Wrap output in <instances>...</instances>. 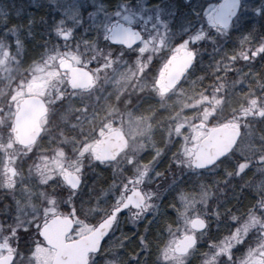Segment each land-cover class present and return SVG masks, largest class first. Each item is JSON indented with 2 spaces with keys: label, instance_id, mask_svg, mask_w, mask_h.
Returning a JSON list of instances; mask_svg holds the SVG:
<instances>
[{
  "label": "snow or ice",
  "instance_id": "snow-or-ice-1",
  "mask_svg": "<svg viewBox=\"0 0 264 264\" xmlns=\"http://www.w3.org/2000/svg\"><path fill=\"white\" fill-rule=\"evenodd\" d=\"M49 2L54 12L58 14L51 33L57 41L63 43V50L60 43H56L51 48L46 47L41 53L39 74L27 82L28 92L36 98L43 96L45 91L46 86L38 84V81L46 80L43 75L46 62L55 63L57 60L59 65L65 68L75 65L73 71L82 69L81 74L86 78L92 76L93 67L100 71L102 68L107 69L109 65L115 73L112 77L114 81L118 78L131 79L138 73L141 91H148L166 100L168 94L177 89L179 94L189 91L180 89L181 76L186 75L195 66L201 46L206 43L217 45L219 38L227 39L229 36L242 43L245 38L256 39V33H259L257 51L253 52V56L264 59V0H183L186 9L183 12L174 0H49ZM21 15V10L13 13L10 9L0 8V18L6 25L5 32L0 35V56L3 57L0 59V65L14 58V45L16 52H20L24 47L23 38L19 34L24 25L11 22L12 18L19 19ZM33 24L34 20L30 18L28 27L31 28ZM9 36L12 37L11 40L8 39ZM28 37L32 38L31 32ZM81 47L92 52L86 60L79 52ZM214 50L219 52V46L217 45ZM236 52L237 49L231 52L225 50L223 56L234 61ZM112 53L116 55L113 56ZM216 67L219 68L218 63ZM52 75L53 73L49 71L48 76ZM219 78L223 80V77ZM198 79L202 80L203 76ZM191 83L192 90H195L196 81L192 80ZM71 86L73 89L78 87L90 89L94 82L89 79L87 84L81 85L74 80ZM17 87L23 89L24 84H18ZM224 87V84L218 86ZM202 99L210 107L203 108L198 117L199 122L177 121L173 129L176 135L182 138L177 141V154L184 162L200 171L227 159L236 144L240 143L241 134L235 114L231 118L217 115L218 112H222L224 100L217 95L212 97L203 95ZM257 104L258 101L252 99L250 107L241 106L240 112L244 118L256 109ZM39 107L42 111L45 109L43 103H40ZM20 115V112L11 113L12 120L6 129L9 132V140L0 144V151L10 159L15 156L13 150L16 148L14 143L16 137L11 130ZM259 116L264 120V110L259 111ZM106 127L105 141L120 134V130L113 128L110 123L106 124ZM185 128L190 129V135H184ZM232 135L235 136V140H232ZM168 136L171 139V130ZM219 136H225L231 147L223 155L205 160L203 154ZM105 141H98V144ZM180 148H183V153H180ZM35 151L33 146L27 155L30 157ZM159 154H162V150L158 149L157 155ZM58 155L62 157L64 153L60 152ZM38 159L41 163L35 165L38 175L37 188L40 190L37 198L42 200L43 204L32 212L34 220L28 221V224L36 229V238H32L30 227L21 229L9 226L3 242L0 243V264H19L17 258L24 259V254L19 249L21 230L27 233L23 238L28 244L27 264H37L41 255L49 257L48 264H68L66 257L59 256V249L49 240V234H56L59 218H66L68 222L74 217L77 220L85 219L81 216L83 210H77L75 207L74 196L62 201L66 206L65 212L55 210L61 200L56 194V178L47 174L54 167L59 168L60 163L59 160L50 161L46 155ZM16 160L19 161V157H16ZM98 162L104 161L98 158ZM260 164L264 165V158L260 159ZM177 166H182L181 161H177ZM250 168L251 165L245 158L238 161L233 168L226 169L225 174L245 176ZM78 171L82 172V169ZM258 171L264 175V167H259ZM148 175L149 169L146 167L139 173L140 180H145ZM60 179L64 187L73 192L79 191L81 177L62 173ZM49 188L52 194L46 191ZM260 188L264 190V182ZM192 191L195 192L196 189ZM206 194L205 191L204 195ZM157 198V194L145 192L142 188H134L130 194L125 190V195L114 197L103 212H96L89 207L88 210L97 216L98 223L91 227L88 226V222L74 224L70 230L71 234L65 233L62 241L57 236V241L60 247L80 244L89 239V233H93L98 236L100 243L95 248V255L89 256L88 264H129V261L143 264L139 253L125 252L126 237L111 238L112 228L121 218L135 225L151 209H155L154 218L160 217L162 213L159 205L152 203ZM35 202L32 201L33 204ZM68 204L72 205L70 210L67 209ZM199 204L200 201L195 200L185 190L176 189L168 206L172 215L169 216L168 211H164L161 220L168 235L162 243L157 244L158 264H189L190 259L197 255L200 257V264H264V196L250 204L246 210L237 212H233L231 208L221 210L217 204L213 210L215 219L219 221L222 217H227L222 231L217 224V231L221 233L218 236L208 231L207 214L200 211ZM97 207H100L99 204ZM151 223L152 220H149L148 224ZM13 231L15 248L11 235ZM147 231L145 228V233ZM140 245L141 251H151L147 235L140 236ZM5 251L7 255H3ZM101 256L104 257L103 260L100 259ZM56 257L59 258L53 259Z\"/></svg>",
  "mask_w": 264,
  "mask_h": 264
},
{
  "label": "flooded vegetation",
  "instance_id": "flooded-vegetation-1",
  "mask_svg": "<svg viewBox=\"0 0 264 264\" xmlns=\"http://www.w3.org/2000/svg\"><path fill=\"white\" fill-rule=\"evenodd\" d=\"M174 3L183 12L182 10L185 9L183 0H174ZM259 35V33H256V39H244L242 43L236 42L231 36L227 37V39L231 40L233 48L249 50V53L244 55L243 59L238 63L237 68L239 71H250V74H252L250 76L256 77L262 83L264 82V59H258L253 56V52L257 51L256 44L259 42ZM224 41V38L217 40L219 48H221ZM217 45H213L212 43L202 45L195 66L186 75L181 76L180 89H187L189 90L187 93L190 96L192 95V112L190 115L183 116H177V103L180 96L179 89L175 92H170L168 99H161L148 91H141L138 73L131 79L124 80L118 78L117 81H114L112 77L115 73L111 65L107 69L102 68L100 71H96L95 67L91 69L92 76L90 79L94 82V86L90 89L82 87L73 89L69 84V72L67 70H61L58 61L57 69L64 76L63 84L60 86L57 94V96L60 95L61 97L56 102L54 101L57 96L50 102L43 97H39L45 105V109L44 114L39 118L35 134H28V137L31 136L32 141L24 145L18 141L15 134L16 126L14 122L11 131L16 137L14 140L16 148L13 150L15 156L10 159L4 152L0 151L1 222L4 225L10 223V226L14 228L17 226L14 225L16 221L12 218H16L15 210L19 203H21V198L25 197V195L28 216H32L35 208L42 206L43 201L37 198L40 190L37 188L38 175L35 167L37 163H41L38 159L40 156L46 155L50 161L59 160L60 163L59 168L54 167L47 174L48 176L56 178V194L59 195L61 200V203L57 205V209L55 210L61 213L65 212L66 206L62 201L70 196L75 197V207L77 210L86 207L88 203L102 201V192L105 191L104 188L109 185L108 183L124 182L126 175L129 174L130 167L136 168L138 166H144L146 163L143 140H140L139 137L140 129L137 130L134 138L130 134V123L132 120H145L149 125L153 124L155 129L158 127L160 130L166 129L161 128L162 121H169L172 136H176L171 149V151L175 149L174 152L176 155L174 154V158L181 161L182 169L185 168L183 169L184 171L201 173L199 174L201 175L199 179L201 183H256L257 174L253 175L251 179L243 180L236 179L235 177L237 176L231 178V176L225 174L226 169L233 168L238 161L243 160L241 158L242 155L247 156V153H244L243 150L248 149H237L239 143L236 144L235 149L227 159L218 164H213L203 171L195 169L186 162L183 165L184 161L182 157L177 158V141L181 137H178L173 130L175 124L177 121L185 120L188 123H198V117L201 115L203 108L210 107V105H207L203 101L202 96H208L210 91V66L213 60L218 57L214 53ZM112 55L115 56L116 53H112ZM72 67H75V65ZM201 76H203V79H198ZM256 78L255 81L257 82ZM192 80L196 81L195 90H192ZM27 97H34V95L26 96L19 102L16 101L12 104L4 102V105L0 106V144L8 142L9 132L6 129L9 121L12 120L11 113L17 112L20 102ZM197 101L201 102L200 106ZM258 113L255 116L249 115L244 118L245 122L242 120V122H238L241 133L240 143L249 140V138L251 139L255 131L264 143L261 132L257 131V129L264 128V120L260 119ZM108 123L113 128L120 130V134L111 137L106 143L98 144V141H104L105 139V135L107 134L106 124ZM252 130L254 131L252 132ZM183 131L185 136L190 135V129ZM252 144L253 142L249 145ZM160 145L159 143L158 147ZM33 146L36 151L29 157L27 153L32 150ZM60 152L64 153L62 157L58 155ZM254 152L255 154H251L250 152V155L254 156V159L258 158L257 147H255ZM16 157H19V161L16 160ZM98 158L103 159L104 162H98ZM164 162H167V160H164ZM162 166V161L161 163H156L155 171H162ZM173 166L175 168L178 167L176 162H173ZM78 169H82V172L78 171ZM2 172L9 173L7 176L2 177ZM86 172H89V176L85 174ZM118 172H122V176L126 173L122 180L120 179L122 176L120 178L118 177ZM249 172H255L252 166ZM62 173L74 174L81 177L78 192H73L63 186L60 179ZM34 189L36 190L35 192L33 191ZM46 191L52 194L50 188ZM128 193L130 194L131 190ZM33 200L36 201L34 204L32 203ZM216 200L219 203L222 201L224 204L223 207H225V197H218ZM228 200L226 201V207L231 208L233 212L246 210L253 203V199L244 197H239L235 200L228 198ZM71 208L72 205L68 204L67 209L70 210ZM59 219L65 220L66 218ZM207 220L209 221L208 217ZM79 223H81V219L77 220L74 217L69 222L70 229L68 234H71L70 230L73 228V225ZM96 223L98 222H91L88 226L91 227ZM30 230L32 238H36V229L30 228ZM150 230L154 231L153 227ZM149 234L151 235L152 233L149 232ZM20 235L24 238L27 236V233L22 231ZM154 235L156 236V232ZM13 236L15 237L14 231ZM15 247L16 245L14 243L13 248ZM7 254L6 251L3 252V255ZM90 255H95V252L87 255L86 264H88Z\"/></svg>",
  "mask_w": 264,
  "mask_h": 264
},
{
  "label": "rangeland",
  "instance_id": "rangeland-1",
  "mask_svg": "<svg viewBox=\"0 0 264 264\" xmlns=\"http://www.w3.org/2000/svg\"><path fill=\"white\" fill-rule=\"evenodd\" d=\"M0 8H5L6 10L10 9L13 13H15L17 10L22 11V15L19 17V19L12 18L11 22L14 24L24 25V28L19 33L20 37L23 38V41L26 39V31L27 28H29L27 26L28 20L31 18L34 20L36 27L42 32L41 37L44 41V47L51 48L53 44L60 43L61 50H63V43L57 41L55 36L51 33L54 20L58 17V14L54 12L53 6L49 0H19L17 3L16 0H2V2H0ZM185 10L186 9L182 11ZM5 30L6 25L3 24V20L0 18V35H2ZM89 35H91V33H89ZM8 39L11 40L12 37L9 36ZM247 39L248 38H245V40ZM15 48L16 46L14 45V58L8 59L6 63L0 65V106L4 105V102L7 104H12L16 101L19 102L26 96L33 95L28 92L27 82H30L34 75L39 74L38 64L41 62V57L35 60L33 63L27 64L23 61V48L20 50V52H16ZM233 49L235 48L232 47L231 40L225 39V41L222 43L220 51L217 52L214 50V53L217 54L218 57L213 60L210 66V91L208 96L212 97L213 95H217L219 98L224 100L222 112H218L217 115L231 118L235 114L237 116V122H239L241 120H245L243 113L240 112L241 106L250 107V101L252 99L258 100V104L256 109H254L249 115L255 116L260 110H264V82L260 83L259 79L257 80L256 77L250 76L252 75L250 74V71H239L237 68L239 61L243 59L244 55L249 53V50L237 49L234 61L227 60L223 56L225 50L231 52ZM73 51L75 52V45H73ZM79 52L85 58V60L92 55V52L86 51L83 47L80 48ZM0 59H3V57L0 56ZM57 62L58 60L55 63L46 62L45 72L43 73V75L46 77V80L38 81V84L46 86L44 94L41 97L45 98L48 102L52 101V99L57 96L60 86L63 84L64 76L58 71ZM217 63L219 64L218 69L216 67ZM226 65H229L230 67L226 68ZM49 71L53 73L52 76H48ZM219 77H223V80H221ZM247 77H250L253 80L252 85H250V81ZM255 78L257 82L255 81ZM22 83L24 84L23 89L17 87L18 84ZM220 84H224L225 87L218 88ZM179 95L180 96L177 103V116L190 115L192 112V95L190 96L189 93ZM60 97L61 96L58 95L54 102L59 100ZM185 105H187V107H185ZM198 105L200 106L201 102ZM161 128L166 129L160 130L158 127L155 129L153 124L149 125V123L145 120L131 121L130 134L132 138H134V136L137 134V130L140 129L139 137L140 140H143L145 149V165L138 166L136 168L130 167L128 175L124 173L122 176V172H118V177L120 178L122 176L120 178L121 180L126 175L124 182L108 183L109 185L107 184L108 186L104 188L105 191L102 192V201H98L97 203H88L86 207H82L83 211L81 214V216L85 218L81 219V223L88 222L89 225L91 222H98L97 216L88 210L90 206L95 209L96 212H103V210L109 206L114 197L117 195L124 196L125 190L130 192V190L134 188H142L145 192L150 191L157 194L158 198L152 201V203L159 205L162 213L160 217L154 218L153 212L155 209H151L145 213L144 217H142L135 225L131 221L121 218L111 233L112 239L126 237V248L130 247L131 245V243L128 241L129 239L131 242L134 241L136 244V251L134 253L140 254V261H142L143 264H158L156 260L157 252H154L151 256V253H148V251H141L140 236L147 235L148 238L151 237L149 234V229L153 227V230L156 232L155 238L157 239V242L162 243V240L167 237L168 234L165 231L161 220L163 219L164 211H168L169 216L172 215L168 206L175 195L176 189H183L195 200L200 201V211L202 213H206L209 219L210 226L208 231L211 234L217 236L221 234L220 231H217V224L220 225V229L222 231L226 223L225 220H227L226 216L222 217V219L219 221L215 219L213 210L217 204L219 205L220 209L223 210L228 208L226 207V201H229L228 198L235 200L239 197H244L253 199L254 202L264 196V190L260 188L261 183L264 182V175L258 171V168L264 167V165L260 164L259 157L254 159V156L250 155V152L251 154H255V147H257V150H260L261 146L264 145L263 140H261L256 131L251 139L249 138V140L239 143L237 147V149H248L243 150L244 153H247V156L242 155L241 158H246L255 172H249L251 171L250 168L247 175L245 176L237 174L231 175V178L237 176L235 177L236 179L243 180L251 179L253 175L257 174L256 183H201L199 181L201 176L199 174L201 173L184 171L183 169L185 168L182 169L183 166H180L181 168H175L173 166V162L177 163L178 161V159L174 158L176 155L174 152L175 149L171 151L176 136L174 135L171 137V139H169V121L166 122L163 120ZM184 130L188 131L189 129L185 128ZM259 130L257 129L258 132H261L262 137H264V128H260ZM253 131L254 130H252V132ZM180 140H182V138ZM249 142H253L254 145H249ZM159 143L161 144L160 147H158ZM158 149L162 150V154L157 155ZM180 153H183V148H180ZM238 153L240 152L238 151ZM177 158H180V155H178ZM164 160H167V162H164ZM161 161L163 162L162 171H155L156 163H161ZM184 164L185 162H183V165ZM146 167L149 169V175L145 178V180L141 181L139 173L144 171ZM8 173L9 172H2V177L7 176ZM158 173L159 175H157ZM85 174L89 176V172H86ZM193 189H196V191L193 192ZM205 191L207 193L206 195H204ZM165 193L167 194L165 195ZM218 197H225V207H223L224 204L222 201L219 203L218 200H216ZM25 200L26 195L25 197L21 198V203H19L15 210L16 218L12 219L16 221L14 225L17 226L15 227L34 228L28 224V221H32L34 218L32 216H28ZM98 204L100 207H97ZM1 219L2 218H0V243L3 242L4 234L8 231L10 226V223L4 225L1 222ZM149 220H152L151 224H148ZM160 224L162 225L161 228ZM145 228L148 229L147 233H145ZM22 231L23 230H21V232ZM11 235L14 245L15 237L13 236V233ZM19 249L20 252L24 254L23 260H21L19 257L17 258L19 264H27L28 244L23 238L19 244ZM145 257L147 259H145ZM100 259L103 260L104 257L101 256ZM48 260L49 257L41 255L37 260V264H48ZM129 264H137V262L129 261ZM189 264H200L199 255L192 257L189 261Z\"/></svg>",
  "mask_w": 264,
  "mask_h": 264
},
{
  "label": "water",
  "instance_id": "water-1",
  "mask_svg": "<svg viewBox=\"0 0 264 264\" xmlns=\"http://www.w3.org/2000/svg\"><path fill=\"white\" fill-rule=\"evenodd\" d=\"M61 70H67L69 72V84L72 85V82L75 80L78 84H87L90 78L84 77L82 69L73 71L72 68H65L64 66L59 65ZM179 74V73H177ZM80 88V87H78ZM43 103L39 98L36 97H27L22 100L19 104L17 112H20L21 115L15 121V134L18 138V141L21 144H27L32 141L31 136L28 137L29 133H34L36 131V126L38 124L39 118L44 114L39 107V104ZM22 110V111H21ZM232 140H235V136L232 135ZM105 141V139H104ZM109 141V139L107 140ZM105 141L104 143H106ZM231 147L228 139L225 136H219L216 140L209 146L203 158L209 160L210 157L216 155H223ZM70 229L69 222L65 219H58L56 234H49V240L58 247L59 256L67 258L68 264H86L87 255L91 252H95V248L99 246L100 240L97 235L90 233L89 239L80 244H71L65 247H60L57 236L59 240L62 241L64 234L68 233ZM59 257L53 258L58 259Z\"/></svg>",
  "mask_w": 264,
  "mask_h": 264
},
{
  "label": "trees",
  "instance_id": "trees-1",
  "mask_svg": "<svg viewBox=\"0 0 264 264\" xmlns=\"http://www.w3.org/2000/svg\"><path fill=\"white\" fill-rule=\"evenodd\" d=\"M19 2V0H16V3ZM39 19V18H38ZM28 26V25H27ZM29 32L32 33V38L28 37ZM42 32L36 27L35 22L32 25L31 28H27L26 31V39L24 40V47H23V61L27 64H30L34 60H37L41 57V53L44 51V41L42 39ZM250 81V85L253 84V80L250 77H247ZM162 225L160 224V228ZM150 233H152L148 238L149 242L151 243V251H148V253H151V256L156 251L157 239L155 238V232L150 230ZM131 245L130 247L126 248V252L128 253H134L136 251V244L135 242H131L130 239L128 240Z\"/></svg>",
  "mask_w": 264,
  "mask_h": 264
},
{
  "label": "clouds",
  "instance_id": "clouds-1",
  "mask_svg": "<svg viewBox=\"0 0 264 264\" xmlns=\"http://www.w3.org/2000/svg\"><path fill=\"white\" fill-rule=\"evenodd\" d=\"M258 157L260 159L264 158V145L261 146V149L258 150V153H257Z\"/></svg>",
  "mask_w": 264,
  "mask_h": 264
}]
</instances>
